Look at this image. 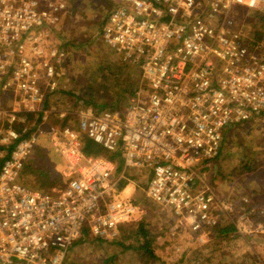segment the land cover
<instances>
[{"label": "built area", "instance_id": "obj_1", "mask_svg": "<svg viewBox=\"0 0 264 264\" xmlns=\"http://www.w3.org/2000/svg\"><path fill=\"white\" fill-rule=\"evenodd\" d=\"M105 1L102 39L136 80L124 108L97 110L50 104L67 85L68 0H0V264H73L85 229L112 239L142 210L135 185L151 207L171 208L173 236L207 245L220 221L264 232L248 222L249 198L235 206L212 180L225 132L264 111V43L251 44L240 19L264 0ZM52 113L75 118L60 127ZM86 138L119 150L118 174L115 160L84 152ZM41 139L62 161L50 190L24 176Z\"/></svg>", "mask_w": 264, "mask_h": 264}, {"label": "rangeland", "instance_id": "obj_2", "mask_svg": "<svg viewBox=\"0 0 264 264\" xmlns=\"http://www.w3.org/2000/svg\"><path fill=\"white\" fill-rule=\"evenodd\" d=\"M72 1H75V4H73L76 8L73 7L74 10L72 9L70 13L63 15L58 28V36L62 43L63 39H67L69 35L74 39L82 31L85 33L91 31L96 35L100 29L98 21L108 12V5L105 0ZM83 3L85 4L82 5ZM240 13L241 23L247 29L248 39L253 40V37L259 33L262 34V42L264 43V11L247 8ZM84 37H86V34ZM101 41L102 39L99 38L93 39L89 44L79 45L73 48V51H70L71 61L66 64V75L64 76L67 85L61 90L70 88V93L73 91L72 94H74H61L60 91L58 93L59 98L56 101L53 100L50 104L53 103L58 107H70L72 109L76 105L78 106L75 101L77 96L81 97L82 89H77L78 92L74 91L77 84L76 78L88 72L90 68L94 70L95 74H99L93 76L94 79L92 78V80H96L97 76L101 79L98 101H103L102 95L105 91L103 87H109L111 100L117 99L118 84L112 86L113 80L104 77L99 69L107 58L116 60V57L110 54L106 43ZM127 99L128 97L124 99L125 102L118 108L124 107ZM82 105L84 106V104ZM73 118L75 116L69 114L59 117L57 114L52 113L47 121L49 124L59 125V121L62 119H66L67 123ZM248 123L239 127L231 126V133L225 135L221 156H219V160L216 161L213 168V183L217 185L220 192L231 197L235 206H238L240 197L246 195L249 198L246 205L253 208L254 211L248 222L252 221L254 224L264 223V115L258 114ZM39 143L43 147H47L48 150L46 139H41ZM256 156H263L260 165L250 172H244L242 165L246 164L247 161L251 162L249 164L251 165ZM47 161L50 162L53 169L60 168L62 163L54 154H49ZM29 163H32V161ZM119 172L120 170L117 169L116 174ZM54 175L56 176V174ZM24 176L27 183L35 186L39 185L38 176L29 173L28 161L25 165ZM61 182L58 180L55 185H59ZM139 185L144 186V179L139 181ZM136 187L140 186L135 185V190ZM140 188L142 189V187ZM144 207L135 217L140 219L143 215L146 216L150 233L156 235L153 243L155 253L162 260L149 262L148 264H163V261L165 264H264V232L254 230L241 234L236 231L237 234L234 233L235 236L230 241H228L229 238L217 239L215 237L207 245H198L190 239L189 235L184 234L186 232L177 236L170 234L172 226L170 225L172 222L170 207L159 211L149 204H145ZM168 214L169 216H167ZM84 231L86 232L84 234L86 235L85 238L79 240L70 250L69 259L73 264L79 263L80 259L78 257L93 259V263L97 264L98 260L110 255L115 258L113 264H142L140 259H129L128 250H123L120 243L101 242L98 238L92 236L87 229ZM73 256L76 261L73 260Z\"/></svg>", "mask_w": 264, "mask_h": 264}, {"label": "trees", "instance_id": "obj_3", "mask_svg": "<svg viewBox=\"0 0 264 264\" xmlns=\"http://www.w3.org/2000/svg\"><path fill=\"white\" fill-rule=\"evenodd\" d=\"M68 3H69L68 13H70L73 7L74 9L76 8L74 6L75 1L73 2L72 0H68ZM84 4L85 3H83L82 5ZM107 15H104L98 21L100 29L96 35H94L91 31H88L89 33H85L84 31H82L80 33L83 34V36H81L80 34L79 36L74 37V39L72 38L71 35H69L67 39H63V46H65L67 49L69 48L70 51H73L72 50L73 48L78 47L79 45L89 44L93 39H97V38L102 39V28L106 21ZM85 34L86 37H84ZM262 41H263V36L262 34L259 33H257L256 36L253 37V40H250L251 44ZM101 42H104L103 39ZM108 50L110 54L114 55V51L111 48H108ZM103 64H101L99 68L102 75H104V77H106L107 79L113 80L112 86L113 85L117 86L118 84L119 92H116L117 99L111 100V95L109 96V94L111 93L109 87H103L105 89L102 95L103 101L101 102L98 101L99 98L98 91H99V85L101 79L100 77L97 76V79L93 81L92 78L93 76H96L97 73L95 74L94 70L90 68L88 72L76 78L77 84L74 91L78 92L77 89L79 90L82 89V94H80L81 97L79 96L76 97L75 103L81 101V103L84 104V106H93L97 110H101V109H117L125 102L124 99L128 97L130 89L134 85L136 80L135 79L136 67L123 63L118 58H116V60H110L107 58L105 63ZM69 89L70 88H65L61 90V94L63 93L72 94L73 91L70 93ZM123 95H125L126 97L125 96L123 97ZM126 105L127 103L125 104V106ZM259 114L264 115V111L260 112ZM251 120L252 119L239 121L235 123L233 127L236 126L239 127L241 125L247 124ZM59 123L61 125L66 124V119H62L61 121H59ZM227 133H231V128H229L225 132L224 137L225 135H227ZM84 152L87 155H104L109 159L115 160L117 162L116 170L117 169L121 170L120 167L123 164V159L120 155L119 150L109 151L103 146L94 142L92 139L86 138ZM47 154H48L47 147L45 146L43 147L42 144L38 142V144L34 147L33 151L31 152L27 160L29 173H33L38 176L39 179L38 186L43 190L51 188L56 184L58 180L61 181V177H60V173L58 172V169H53V166L50 164V162L47 161L48 160ZM262 158L263 156L262 157L256 156L253 159V163L251 165H249L251 162L247 161L246 164L242 165L243 171L250 172L252 169L257 168L258 165H260V162L263 160ZM217 160H219V157ZM31 161L32 163H29ZM54 174H56V176ZM131 199L134 203H137L141 209L145 208L144 207L145 204L150 205V201L146 197L144 190H142L140 187H136V190L133 192ZM147 222L148 220L144 215L140 219H136V217H134L128 221H124L120 223L119 233L114 238L107 239L102 236H98L96 238H98L101 242L109 241L111 244L120 243L123 250L125 249L128 250L129 259L130 258L140 259L142 264H148L149 262H153V261L155 262L161 259L156 255L153 247V243L156 235L150 233ZM212 230L214 232V236L217 239L229 238L228 241L233 239V237L235 236L234 233L237 234L234 224L228 221H220ZM84 234H86L85 231L82 233L81 239H79L80 241L85 238L86 235ZM78 241L74 243V246L77 244ZM68 256L70 258V255ZM78 258L80 260L79 263L77 264H94L93 259H85L84 257H78ZM114 259H115L114 256L110 255L105 258H101V260H98L97 264H113ZM73 260L76 261V258L74 256H73ZM162 263L165 264L164 261Z\"/></svg>", "mask_w": 264, "mask_h": 264}, {"label": "crops", "instance_id": "obj_4", "mask_svg": "<svg viewBox=\"0 0 264 264\" xmlns=\"http://www.w3.org/2000/svg\"><path fill=\"white\" fill-rule=\"evenodd\" d=\"M54 186H57V185H54ZM52 187H53V186H52ZM52 187L49 188V189H46V190H50V189H52ZM37 188L41 189L39 186H37ZM42 190H43V189H42Z\"/></svg>", "mask_w": 264, "mask_h": 264}, {"label": "bare ground", "instance_id": "obj_5", "mask_svg": "<svg viewBox=\"0 0 264 264\" xmlns=\"http://www.w3.org/2000/svg\"><path fill=\"white\" fill-rule=\"evenodd\" d=\"M56 126H60V127H63V125L59 124V125H56Z\"/></svg>", "mask_w": 264, "mask_h": 264}]
</instances>
